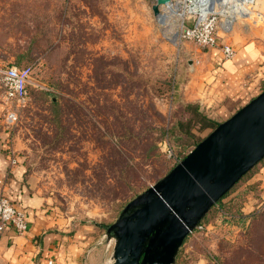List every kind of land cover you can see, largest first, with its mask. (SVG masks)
Instances as JSON below:
<instances>
[{
    "label": "rangeland",
    "instance_id": "rangeland-1",
    "mask_svg": "<svg viewBox=\"0 0 264 264\" xmlns=\"http://www.w3.org/2000/svg\"><path fill=\"white\" fill-rule=\"evenodd\" d=\"M183 1L159 22L156 0H0V66L33 69L26 103L7 102L20 114L14 148L32 185L89 228L91 251H106L107 227L175 166L165 144L180 157L200 143L191 148L183 134L166 142L165 134L187 118L180 98L169 102L168 81L204 49L176 40L180 25L198 17ZM256 1L251 16H231L230 32L225 11L216 9L225 44L236 49L247 42V26H264ZM3 92L0 84V105ZM203 226L186 239L177 264H264V160Z\"/></svg>",
    "mask_w": 264,
    "mask_h": 264
},
{
    "label": "crops",
    "instance_id": "crops-1",
    "mask_svg": "<svg viewBox=\"0 0 264 264\" xmlns=\"http://www.w3.org/2000/svg\"><path fill=\"white\" fill-rule=\"evenodd\" d=\"M171 5L172 0L159 6V22L168 20L165 12ZM247 8L246 16H251L249 5ZM255 8L263 14L264 0H257ZM246 31V43L236 49L231 45L236 50L234 58L225 59L220 47H205L186 68L180 70L179 65V73L173 77L181 102L199 104L221 123L264 90V26H247ZM1 103L0 195L9 197L26 213L28 230L20 235L8 227L0 233V264H106L105 247L101 254L90 250L89 228L60 212L53 197L36 189L28 179L24 159L13 145V129L5 125L8 103Z\"/></svg>",
    "mask_w": 264,
    "mask_h": 264
},
{
    "label": "water",
    "instance_id": "water-1",
    "mask_svg": "<svg viewBox=\"0 0 264 264\" xmlns=\"http://www.w3.org/2000/svg\"><path fill=\"white\" fill-rule=\"evenodd\" d=\"M262 160L264 90L124 207L104 234L106 264H177L185 240Z\"/></svg>",
    "mask_w": 264,
    "mask_h": 264
},
{
    "label": "built area",
    "instance_id": "built-area-1",
    "mask_svg": "<svg viewBox=\"0 0 264 264\" xmlns=\"http://www.w3.org/2000/svg\"><path fill=\"white\" fill-rule=\"evenodd\" d=\"M248 1L249 0H240V8H246ZM217 8L218 6L216 3H214L212 7L202 5L199 11H197L198 17L195 22L190 26H185L183 22V24L180 25L181 29L176 31L175 37L178 41H194L202 48L220 47L225 59H232L236 56V50L231 45L220 42L219 24L221 23V25H223V19L221 18L223 15L220 11L216 12ZM258 16L261 18L264 17L261 13H258ZM224 23L226 25L224 30L230 32L231 29L228 30L225 21ZM32 75V67H0V84L4 91V100L6 102H13L16 104L17 108L23 106L29 97V87L33 85ZM16 107L13 110H8L4 114L5 125L9 129L15 128L20 120V114ZM165 147L169 158L173 159L175 165L181 162L185 157H178L169 143L165 144ZM11 155V163L15 165L17 160L14 156V150H11ZM0 183H2V181H0ZM8 227H12L18 234L24 235L28 230V221L26 213L23 210L19 209L9 197L0 195V233L5 232ZM203 227V223H201L195 231L202 230ZM50 264H52V262H50Z\"/></svg>",
    "mask_w": 264,
    "mask_h": 264
},
{
    "label": "trees",
    "instance_id": "trees-1",
    "mask_svg": "<svg viewBox=\"0 0 264 264\" xmlns=\"http://www.w3.org/2000/svg\"><path fill=\"white\" fill-rule=\"evenodd\" d=\"M167 91V95L170 99L169 102L172 104V106H174L176 102H179V93L177 92L176 80H174V78H171L168 81ZM57 104L58 102H53L54 106H57ZM182 108L187 118L185 120L176 121L175 125L171 129L166 130V142H170V138H174L176 134H183L184 136H188L191 139V148H194L199 142L203 140V138H200V136H198L199 133H203L206 130H214L218 126L219 122L207 115L201 109V106L197 103L183 104ZM186 154L187 153H184L180 157L183 158L184 156H186ZM225 219L227 222L233 223L231 218L225 217ZM204 220L202 221V223L204 222ZM181 251L179 253L178 259L180 258Z\"/></svg>",
    "mask_w": 264,
    "mask_h": 264
},
{
    "label": "bare ground",
    "instance_id": "bare-ground-1",
    "mask_svg": "<svg viewBox=\"0 0 264 264\" xmlns=\"http://www.w3.org/2000/svg\"><path fill=\"white\" fill-rule=\"evenodd\" d=\"M186 1L187 0L183 1V3H186V5H187ZM212 1L213 0H188V2H190L189 4L191 6L195 5L194 12L199 11V9H200V7H202V5H207V7H209V6L212 7V5H214V3H216L219 8H221L222 10L225 11V14H226L225 19H226V24H227L228 30L233 29V25H232V21H231V19H232L231 16L233 14L241 15V16H246L249 14V9L247 7L246 8L245 7L240 8V6H241L239 3L240 0H214V3L211 4ZM172 2H173L172 6L168 10H166V12H165V17H166V19H169V20H170V18H168V17L173 14V11L176 9V6H177V4L175 6V0H172ZM252 2H253V0L251 2H249L248 5H250V3H252ZM227 6H229V8H226ZM228 10H231L232 12L231 11L227 12ZM167 25H169V22ZM231 26H232V28H231Z\"/></svg>",
    "mask_w": 264,
    "mask_h": 264
}]
</instances>
